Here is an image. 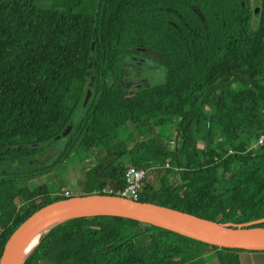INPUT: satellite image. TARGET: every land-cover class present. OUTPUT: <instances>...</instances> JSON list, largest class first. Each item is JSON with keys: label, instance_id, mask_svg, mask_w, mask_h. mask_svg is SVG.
Segmentation results:
<instances>
[{"label": "trees", "instance_id": "obj_1", "mask_svg": "<svg viewBox=\"0 0 264 264\" xmlns=\"http://www.w3.org/2000/svg\"><path fill=\"white\" fill-rule=\"evenodd\" d=\"M44 1L0 0V259L32 214L74 196L44 177L76 156L95 163L79 196H118L129 166L172 168L178 183L146 181L138 201L223 224L264 219V152H248L264 130V0ZM144 62L166 80L131 95ZM122 132L151 136L128 147ZM246 252L264 253L84 216L23 264H242Z\"/></svg>", "mask_w": 264, "mask_h": 264}, {"label": "water", "instance_id": "obj_2", "mask_svg": "<svg viewBox=\"0 0 264 264\" xmlns=\"http://www.w3.org/2000/svg\"><path fill=\"white\" fill-rule=\"evenodd\" d=\"M90 98L91 92H88L85 105ZM82 113L83 111L74 116L60 138L69 134ZM72 215L75 216L65 220ZM84 216L126 218L163 228L218 248L264 252V228L253 227L264 223V219L247 224H223L149 202L134 201L114 195L92 194L55 201L32 214L9 237L0 264H23L26 258L19 262L20 249L27 237L37 228L62 220L55 225L57 226Z\"/></svg>", "mask_w": 264, "mask_h": 264}, {"label": "rangeland", "instance_id": "obj_3", "mask_svg": "<svg viewBox=\"0 0 264 264\" xmlns=\"http://www.w3.org/2000/svg\"><path fill=\"white\" fill-rule=\"evenodd\" d=\"M43 2L45 1L43 0ZM138 66L139 67H137V72L131 74L132 77H134L135 75V79H133L131 83L132 86L131 95L134 92H136L138 89L147 86L153 87L156 85L163 84L165 82L166 69L163 66L157 68L155 65H153V63L150 62H144L138 64ZM171 130L174 131V127ZM141 136L142 135L137 133H130V132L121 133V139L128 147H132L136 143L137 139L139 140L149 139L151 134H145L142 137ZM47 158L48 157H43V160H46ZM85 158H86L85 155L82 157L81 156L72 157L63 166H61L55 172V174L53 173L44 177L46 182L49 184L50 188L52 189L54 195L58 196L60 194H64L65 196H67L66 193H69L68 196L70 195L79 196L80 194L83 193L80 182L84 179L85 173L89 172L91 168L95 165V163L93 162L94 159H91L90 162L89 161L87 162L85 161ZM92 163L93 165H91ZM165 176L172 184L173 183L176 184L179 181L178 174L174 172L172 168H170V172H165V169L158 170V168L156 167H151L148 170L147 183L149 184L151 183L155 187H158L159 183L161 182L160 179ZM59 185H60V189L58 188ZM56 188H58V190H56ZM14 202L18 206L19 211L23 210L26 206H28V204L20 202L17 198H15ZM210 258L211 257H207V259Z\"/></svg>", "mask_w": 264, "mask_h": 264}, {"label": "built area", "instance_id": "obj_4", "mask_svg": "<svg viewBox=\"0 0 264 264\" xmlns=\"http://www.w3.org/2000/svg\"><path fill=\"white\" fill-rule=\"evenodd\" d=\"M248 152H251L253 155L264 152V130L260 133L255 143H252L248 149ZM229 153H232V150H230ZM88 161L90 162V160H87V162ZM91 165H93V163ZM165 167H169V164H167ZM147 176L148 170L129 166L125 173V188L123 190H119L117 195L138 201L146 186ZM113 192L114 190L109 191L110 194ZM66 194L67 196L69 195V193Z\"/></svg>", "mask_w": 264, "mask_h": 264}, {"label": "bare ground", "instance_id": "obj_5", "mask_svg": "<svg viewBox=\"0 0 264 264\" xmlns=\"http://www.w3.org/2000/svg\"><path fill=\"white\" fill-rule=\"evenodd\" d=\"M74 216L75 215L68 216L65 218V220L72 218ZM60 221H62V220H57L55 222H52V223L46 224L42 227H39L36 230H34L27 237V239L24 241V243L20 249V253H19V262L20 263L31 254V252L39 244L41 238L45 235V233H47L49 231V229H51L53 226H55Z\"/></svg>", "mask_w": 264, "mask_h": 264}, {"label": "crops", "instance_id": "obj_6", "mask_svg": "<svg viewBox=\"0 0 264 264\" xmlns=\"http://www.w3.org/2000/svg\"><path fill=\"white\" fill-rule=\"evenodd\" d=\"M242 264H264V253H241ZM211 260V261H209ZM206 264H219L216 259L211 257Z\"/></svg>", "mask_w": 264, "mask_h": 264}]
</instances>
